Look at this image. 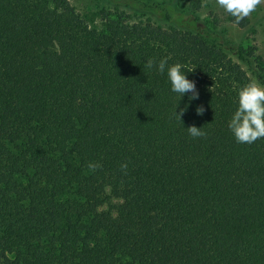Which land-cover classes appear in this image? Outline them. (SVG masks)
Segmentation results:
<instances>
[{"label":"trees","instance_id":"obj_1","mask_svg":"<svg viewBox=\"0 0 264 264\" xmlns=\"http://www.w3.org/2000/svg\"><path fill=\"white\" fill-rule=\"evenodd\" d=\"M85 2L0 0L1 264H264V138L227 128L255 46L200 0ZM164 57L199 92L181 121Z\"/></svg>","mask_w":264,"mask_h":264},{"label":"clouds","instance_id":"obj_2","mask_svg":"<svg viewBox=\"0 0 264 264\" xmlns=\"http://www.w3.org/2000/svg\"><path fill=\"white\" fill-rule=\"evenodd\" d=\"M261 4H264V0H215L216 7L233 17L237 24L255 12ZM170 60L171 57L158 60L148 58L145 61V67L155 69L159 74L166 76L169 90L178 94L173 112L180 119L186 108H179V111H176L178 101L185 94H188L190 101L196 100L199 98V92L195 81L187 77L186 72L188 70H185L184 65L180 62H170ZM234 103L235 108L227 121V128L235 141L242 144H252L264 138V84L256 80H249L238 86ZM195 111L197 115H202L204 108L198 106ZM186 129L193 138L205 135L202 128L195 125ZM97 166V164L90 165V167ZM121 167L126 169L127 164L122 163Z\"/></svg>","mask_w":264,"mask_h":264},{"label":"rangeland","instance_id":"obj_3","mask_svg":"<svg viewBox=\"0 0 264 264\" xmlns=\"http://www.w3.org/2000/svg\"><path fill=\"white\" fill-rule=\"evenodd\" d=\"M187 1V0H184ZM202 2V17L213 18L214 16L220 18L217 28L226 31L228 39L237 43L249 44L255 46L258 61L261 59L264 65V4L257 7V10L246 17L248 25L239 28L234 24L225 21L224 11L215 5V0H200ZM75 13L83 18L87 23L94 24L95 16L90 11L89 5L85 0H70ZM215 18V19H217ZM1 264V261H0Z\"/></svg>","mask_w":264,"mask_h":264}]
</instances>
